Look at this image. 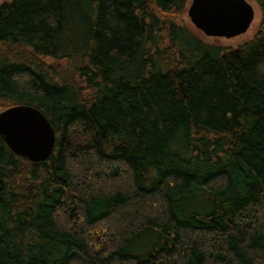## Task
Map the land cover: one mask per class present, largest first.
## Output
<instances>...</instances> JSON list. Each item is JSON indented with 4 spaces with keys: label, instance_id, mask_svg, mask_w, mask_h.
Here are the masks:
<instances>
[{
    "label": "trees",
    "instance_id": "trees-1",
    "mask_svg": "<svg viewBox=\"0 0 264 264\" xmlns=\"http://www.w3.org/2000/svg\"><path fill=\"white\" fill-rule=\"evenodd\" d=\"M186 1L0 4V111L55 132L41 162L0 137V264H264V0L235 48Z\"/></svg>",
    "mask_w": 264,
    "mask_h": 264
},
{
    "label": "water",
    "instance_id": "water-1",
    "mask_svg": "<svg viewBox=\"0 0 264 264\" xmlns=\"http://www.w3.org/2000/svg\"><path fill=\"white\" fill-rule=\"evenodd\" d=\"M187 15L204 35L230 38L248 29L254 9L247 0H191ZM0 137L11 152L31 162L46 160L55 145L50 121L30 104H14L0 111Z\"/></svg>",
    "mask_w": 264,
    "mask_h": 264
},
{
    "label": "rangeland",
    "instance_id": "rangeland-1",
    "mask_svg": "<svg viewBox=\"0 0 264 264\" xmlns=\"http://www.w3.org/2000/svg\"><path fill=\"white\" fill-rule=\"evenodd\" d=\"M5 1L8 0H0V4ZM247 1L252 5L254 9L253 21L244 33H241L234 37L225 38V37L206 36L200 30H198L190 22L189 17L187 15V8L191 0L186 1L184 11L180 15V20L183 21L185 25L190 27V30L195 36L199 37L204 42L217 46L235 48L249 41L255 35L256 31L259 29L260 26L261 12L257 3L254 0H247ZM159 242H161V240L158 238L157 232H145L144 234H141L140 236L137 237V239L134 240L132 244V248L137 252L143 253V251H146L149 248L157 245Z\"/></svg>",
    "mask_w": 264,
    "mask_h": 264
}]
</instances>
